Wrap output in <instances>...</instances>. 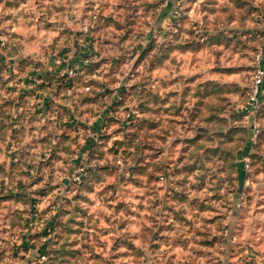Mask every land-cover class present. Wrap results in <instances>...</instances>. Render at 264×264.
<instances>
[{
  "label": "rangeland",
  "instance_id": "obj_1",
  "mask_svg": "<svg viewBox=\"0 0 264 264\" xmlns=\"http://www.w3.org/2000/svg\"><path fill=\"white\" fill-rule=\"evenodd\" d=\"M261 52L264 0H0V264H264Z\"/></svg>",
  "mask_w": 264,
  "mask_h": 264
},
{
  "label": "built area",
  "instance_id": "obj_2",
  "mask_svg": "<svg viewBox=\"0 0 264 264\" xmlns=\"http://www.w3.org/2000/svg\"><path fill=\"white\" fill-rule=\"evenodd\" d=\"M257 58V63L249 84L247 98L244 102V108L247 110L258 109L262 104L264 95V55L262 52ZM86 88H89V86L87 85Z\"/></svg>",
  "mask_w": 264,
  "mask_h": 264
}]
</instances>
